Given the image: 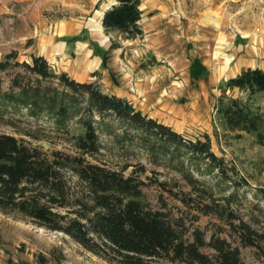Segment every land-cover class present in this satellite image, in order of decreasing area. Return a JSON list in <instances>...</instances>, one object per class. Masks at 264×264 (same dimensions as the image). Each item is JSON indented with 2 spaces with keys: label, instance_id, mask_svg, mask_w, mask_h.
<instances>
[{
  "label": "rangeland",
  "instance_id": "rangeland-1",
  "mask_svg": "<svg viewBox=\"0 0 264 264\" xmlns=\"http://www.w3.org/2000/svg\"><path fill=\"white\" fill-rule=\"evenodd\" d=\"M158 1L165 5L164 11L161 4L152 10L151 0H140L143 34L125 40L114 32L106 34L99 27V18L115 0H0V61L4 55L16 51L17 62H31V55L42 56L46 37L93 46L89 40L91 30L92 35L108 47L105 57L100 56V69L106 74L101 78L102 90L125 95L135 109L171 127L185 140H204L207 135L211 151L224 159L227 171L225 177L215 170L209 172L205 162L190 157L184 149L172 156L174 151L169 147L165 155L161 143L148 141L143 133L132 132L108 118L104 122L109 130L95 125L101 144L100 160L116 169L129 166L125 175L143 166L146 173L140 178L147 184L144 192L152 205L158 204L157 199L162 195L167 207L182 214L186 225L204 231L206 239L212 234L227 238L240 247L244 264H264L263 252L242 247L235 235H229L224 221L213 215H199L170 195V192L177 194L191 188L183 179V174L188 172L197 180L196 187L210 190L212 200L221 208L234 212L257 231H264V147L257 134L230 129L216 114L217 100L223 90L221 83L229 74L217 68L223 59L220 55L226 41L210 34L206 35L213 40L194 41L197 47L201 46V53L193 63L189 59L192 43L181 33L187 27V19L203 17V12L214 8L217 19L222 17L223 10L229 18L226 26L217 27L218 31L264 32V0ZM200 24L206 31V23ZM76 29L80 30L77 35L68 36ZM210 51L215 52V56L208 63L205 53ZM71 55V62L60 57L54 64L47 62L58 72L64 71L60 68L63 65L68 70L64 72L74 79L78 77L80 65L79 59ZM0 78L6 87L8 77L0 74ZM225 94L244 99L236 88L227 89ZM254 104L264 119V94L258 95ZM26 113L25 109L14 115L10 113L12 125H1L0 132L20 133L17 136L44 148L72 150L68 140L78 132L77 124L72 123L67 132L55 128L46 117L34 120ZM27 133L30 135H25ZM179 162L183 163V173L178 172L181 170ZM66 177L72 184L75 182L68 174ZM158 182H165L166 190L170 191L163 193ZM193 216H198L196 221ZM0 264L113 263L85 250L63 233L39 227L20 214L0 211Z\"/></svg>",
  "mask_w": 264,
  "mask_h": 264
},
{
  "label": "trees",
  "instance_id": "trees-1",
  "mask_svg": "<svg viewBox=\"0 0 264 264\" xmlns=\"http://www.w3.org/2000/svg\"><path fill=\"white\" fill-rule=\"evenodd\" d=\"M140 6V0H115L102 14L104 32L117 33L125 40L142 36ZM16 57L17 52L11 51L0 61V74L8 77L6 87L0 78V126L12 125L10 113L25 109L28 117H46L57 129L69 132L72 123L79 128L68 140L71 151L44 148L17 132H0V211L20 214L39 227L63 233L113 264H244L239 246L214 234L206 239L204 231L186 225L182 214L168 208L162 195L152 205L144 192L147 184L140 178L146 173L143 166L125 175L129 166L116 169L100 160L96 127L109 130L104 122L108 118L143 133L148 141L161 143L165 155L169 147L172 156L184 149L190 157L205 162L209 172L215 170L225 177L227 165L211 151L207 135L204 140H185L128 100L103 91L97 81H76L56 71L43 56L31 55V62L22 63ZM221 87L217 116L230 129L257 134L264 147V119L254 104L264 94V70H242ZM235 88L244 99L225 94ZM179 163L178 172L183 173V163ZM67 174L75 179L73 184ZM183 179L191 188L170 192L173 199L199 215L224 221L229 235H235L242 247L261 250L264 257V231L221 208L210 190L196 187L197 180L190 173L183 174ZM158 187L163 193L170 191L165 182H158Z\"/></svg>",
  "mask_w": 264,
  "mask_h": 264
},
{
  "label": "crops",
  "instance_id": "crops-1",
  "mask_svg": "<svg viewBox=\"0 0 264 264\" xmlns=\"http://www.w3.org/2000/svg\"><path fill=\"white\" fill-rule=\"evenodd\" d=\"M151 1L154 3L152 10L158 8L160 4L162 5V11L166 9L165 5L160 1ZM155 4H157V6ZM140 9L142 10V6L140 7ZM215 11V8L210 9L203 12V17L199 16L193 20L187 19V22H185V26L187 27L181 30L182 34L187 35L185 39L187 41H190L193 46L192 50L189 51L190 62L195 63L196 56L201 53V46L197 47L194 41H204L212 39V36H217L218 39L223 38L226 41L224 50L221 51L220 55L223 59L219 62L220 66L218 65L217 67L218 71L229 73L226 75V80L237 76L242 70L248 68H258L264 70V32L262 31L263 33H256L252 31H244L234 33L231 31H227L229 33H224L218 31L217 27L220 25L226 26L228 24L229 18H227L226 12L225 10H223L221 12L222 17L217 19L215 14H213V12ZM101 18L102 16L99 18V27L103 30L101 26ZM201 22L206 23V31L201 28ZM140 23L139 25L141 26ZM141 29L142 31H144L142 27ZM79 31L80 30L76 29V31L68 33V36H75ZM90 31L89 40L93 43V46H89L88 43L79 41L72 42L71 40H69L68 42H64L56 40L55 37H46V42H44L46 46L45 48H43V51L40 53V55H42L51 64H54L59 57L61 60L64 59L66 61L68 59L69 62H71V59H73V56L71 54H74L75 59H79L78 65H80V70L78 69L79 71H77L78 77L74 79L79 82L91 83L97 81L98 83L102 84L104 81L101 78H105L106 74L104 70L100 69V56L103 57L105 55L104 53L108 49V47L103 46L100 38H98L97 36L94 37V35H92V32ZM206 34H210L212 36L208 37ZM97 35L99 36V34ZM205 55L209 59L208 63H210L211 58H214L215 56V52H206ZM60 68L64 71H68L66 67H63V65H60ZM198 69L199 67L197 66V70ZM94 73H96L95 76H93ZM105 92L126 100L129 99H127L125 95H121L108 89H105Z\"/></svg>",
  "mask_w": 264,
  "mask_h": 264
}]
</instances>
